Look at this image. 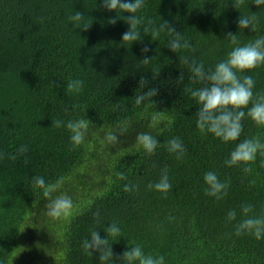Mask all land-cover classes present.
I'll list each match as a JSON object with an SVG mask.
<instances>
[{
	"label": "trees",
	"instance_id": "trees-1",
	"mask_svg": "<svg viewBox=\"0 0 264 264\" xmlns=\"http://www.w3.org/2000/svg\"><path fill=\"white\" fill-rule=\"evenodd\" d=\"M76 11L81 22L69 19ZM128 15L108 11L102 0H0V264H120L134 244L166 264H264V240L234 228L244 204L253 206L250 215L264 214V151L250 171L226 163L239 140L264 139V126L245 116L241 136L230 142L201 131L188 89L210 82L194 80L184 61L203 62L207 72L234 47L227 33L239 44L264 35V3L144 0L135 13L140 41L122 40ZM240 15H255L252 29L238 28ZM162 20L191 47L172 51L174 34L156 32ZM144 55L152 59L144 62ZM250 74L255 100L264 94V65ZM74 78L84 81L79 93L67 91ZM57 119L87 121L84 142L73 147ZM108 132L118 141L107 142ZM140 132L160 141L153 154L138 144ZM172 137L183 141L180 159L168 151ZM165 170L167 194L149 188ZM209 170L228 181L222 199L205 192ZM36 176L56 185L49 196L34 185ZM60 194L73 208L50 217L47 205ZM232 209L237 219L229 222ZM112 222L121 233L107 234L114 256L101 261L82 244L92 231L105 237Z\"/></svg>",
	"mask_w": 264,
	"mask_h": 264
},
{
	"label": "clouds",
	"instance_id": "clouds-1",
	"mask_svg": "<svg viewBox=\"0 0 264 264\" xmlns=\"http://www.w3.org/2000/svg\"><path fill=\"white\" fill-rule=\"evenodd\" d=\"M258 3H264V0H257ZM103 7L108 11L122 10L130 15L123 17L129 26L130 30L125 31L122 35V40L140 41L142 40L141 32L138 25L142 18L135 15L144 5V0H102ZM83 13L76 11L69 19L74 22L83 20ZM119 17V15H118ZM116 22V18L112 19ZM256 22L255 15L246 16L240 15L237 19L238 28H251ZM148 31L146 27L144 29ZM173 33V39L168 41L169 48L175 51L180 48H190L191 44L188 40L181 36L175 26L170 25L168 21L162 20L159 31ZM226 38H230L234 47L228 52L227 57L216 63L214 69L205 71L203 62L189 61L184 58L186 64H189L192 78L194 80L208 81L206 86L199 88H189L188 92L195 99L199 107L197 113V127L201 131H206L220 138L223 142L238 141L241 136L245 116L249 117L255 124L264 126V94H256L254 97V88L256 81L250 74L252 70L258 66L264 65V35L258 36L256 39L245 44L237 42L236 33L229 32ZM144 53L149 52V48L142 49ZM152 58L148 55L143 56V61L148 62ZM146 83V78L141 77L139 87L143 88ZM84 86V81L78 78L70 79L67 83V91L69 93H79ZM157 92V89H150L149 94ZM144 97L137 98L139 103ZM251 105V106H249ZM246 110V111H245ZM153 121L157 119L153 116ZM57 127H66L70 132V141L73 147L79 146L84 142L85 131L88 122L83 119L68 120L66 123L63 120L55 121ZM123 131V129H121ZM107 142H117L119 137L115 132H108L105 137ZM137 142L143 150L151 155L153 154L160 141L150 132H140L137 134ZM168 151L174 153L177 159L183 157L185 147L183 141L179 137H172L167 141ZM26 147H22L21 151H26ZM264 151V139L257 136L254 138H246L239 140L235 148L231 151L229 159L226 161L229 165H244L245 171H250V162L255 161L257 153ZM122 175V174H121ZM204 183L206 185L205 192L217 200L222 199L227 194L228 181L221 180L215 171H206L204 173ZM34 185L43 189V195L49 196L52 189L56 185L47 184L43 176L33 178ZM60 181H57V185ZM130 185H125V190H131ZM149 188H153L160 193L167 194L172 189V184L169 175L165 170L159 181L154 184H149ZM73 208V201L70 196L60 194L47 205V215L53 218L67 216ZM253 206L251 204L242 205L243 218L235 225L236 235H253L257 240H264V214L250 215ZM229 222L237 219L235 209L229 210L227 214ZM106 236L101 237L99 231H92L90 239L83 241L82 247L88 252H99L101 261L113 260V250L108 244L107 234L119 235L121 227L112 222L105 229ZM120 264H166L163 255H153L146 253L143 247L139 244H134L126 249L122 254Z\"/></svg>",
	"mask_w": 264,
	"mask_h": 264
}]
</instances>
